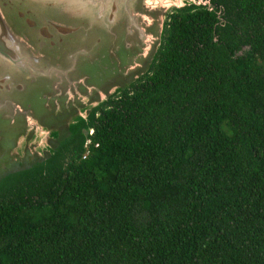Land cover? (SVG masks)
Wrapping results in <instances>:
<instances>
[{
  "label": "trees",
  "instance_id": "obj_1",
  "mask_svg": "<svg viewBox=\"0 0 264 264\" xmlns=\"http://www.w3.org/2000/svg\"><path fill=\"white\" fill-rule=\"evenodd\" d=\"M209 1L171 10L85 146L0 185V264H264V0Z\"/></svg>",
  "mask_w": 264,
  "mask_h": 264
},
{
  "label": "water",
  "instance_id": "obj_2",
  "mask_svg": "<svg viewBox=\"0 0 264 264\" xmlns=\"http://www.w3.org/2000/svg\"><path fill=\"white\" fill-rule=\"evenodd\" d=\"M199 5L214 10L209 0H0V185L78 132L87 143L91 112L149 70L171 10Z\"/></svg>",
  "mask_w": 264,
  "mask_h": 264
},
{
  "label": "built area",
  "instance_id": "obj_3",
  "mask_svg": "<svg viewBox=\"0 0 264 264\" xmlns=\"http://www.w3.org/2000/svg\"><path fill=\"white\" fill-rule=\"evenodd\" d=\"M86 145V143L84 144V146ZM82 157H84V155H82Z\"/></svg>",
  "mask_w": 264,
  "mask_h": 264
},
{
  "label": "rangeland",
  "instance_id": "obj_4",
  "mask_svg": "<svg viewBox=\"0 0 264 264\" xmlns=\"http://www.w3.org/2000/svg\"><path fill=\"white\" fill-rule=\"evenodd\" d=\"M12 157H14V156H12ZM8 159H10V157Z\"/></svg>",
  "mask_w": 264,
  "mask_h": 264
}]
</instances>
